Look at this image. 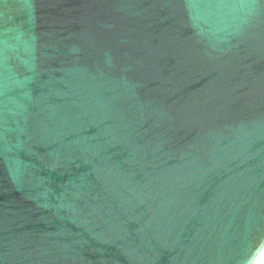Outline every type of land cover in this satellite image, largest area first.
Wrapping results in <instances>:
<instances>
[{
	"label": "water",
	"instance_id": "water-1",
	"mask_svg": "<svg viewBox=\"0 0 264 264\" xmlns=\"http://www.w3.org/2000/svg\"><path fill=\"white\" fill-rule=\"evenodd\" d=\"M264 0H0V264H254Z\"/></svg>",
	"mask_w": 264,
	"mask_h": 264
},
{
	"label": "bare ground",
	"instance_id": "bare-ground-1",
	"mask_svg": "<svg viewBox=\"0 0 264 264\" xmlns=\"http://www.w3.org/2000/svg\"><path fill=\"white\" fill-rule=\"evenodd\" d=\"M254 264H264V249L262 250V252L258 256V258L256 259Z\"/></svg>",
	"mask_w": 264,
	"mask_h": 264
}]
</instances>
